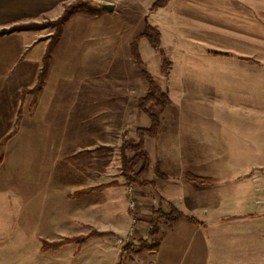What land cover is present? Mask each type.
I'll use <instances>...</instances> for the list:
<instances>
[{"label":"rangeland","instance_id":"374dc122","mask_svg":"<svg viewBox=\"0 0 264 264\" xmlns=\"http://www.w3.org/2000/svg\"><path fill=\"white\" fill-rule=\"evenodd\" d=\"M155 1L71 0L65 5L86 7L75 15L74 24L70 22L63 38L68 42L55 50L52 76L33 95L28 110L33 120L39 122L38 142L34 145L39 169L35 178L40 180L39 208L38 205L33 208L32 190H25L23 223L18 224L16 194L28 178L9 173L0 176V264H33L34 260L38 264H114L121 247L135 239L138 219L133 223L132 218L138 214L139 200L147 196H142L144 187L128 185L121 176L119 151L123 143L136 141V128L149 122L138 109L147 84L130 52V43L142 33L144 21L158 30L160 48L169 61L164 75L158 53L145 39L139 41L146 70L163 90L167 92L169 81L175 90L182 85L190 89L189 82L180 78L195 72L202 78L199 84L217 86V94L222 93L230 106L243 109L256 106L263 117L264 131V0H202L199 12L195 13V33L191 32L193 17L176 12L175 0L151 12ZM105 2L113 5L112 12L98 7ZM58 18L45 20L32 29L47 28L49 44ZM181 28L184 31L180 32ZM224 74L228 75L220 80ZM169 95L174 105L183 98L181 89ZM261 146L262 158L248 163L257 168L258 181L264 189V136ZM23 147L28 149V156L31 150ZM12 167L13 162H7L4 169L9 172ZM111 182H116L126 199L131 224L124 234L112 238L111 252L100 258L92 254L97 244L88 241L67 247L66 253L55 252L54 257L42 251L38 257V246L41 248L38 238L61 237L46 224L35 225L38 218L59 216L65 211L61 207H46L50 188L56 192L50 196L62 204L61 196L69 190ZM129 187L135 194L136 206L132 211L128 203ZM262 196L264 203V191ZM86 200L87 207L95 206L96 197L88 196ZM71 202L70 208L65 209L66 213L74 214L79 207ZM212 232L208 264H264V204L254 217L225 218L212 226ZM101 236L93 235L92 240ZM21 250L26 256L18 254ZM135 261L143 264L140 259Z\"/></svg>","mask_w":264,"mask_h":264},{"label":"crops","instance_id":"0c3cea01","mask_svg":"<svg viewBox=\"0 0 264 264\" xmlns=\"http://www.w3.org/2000/svg\"><path fill=\"white\" fill-rule=\"evenodd\" d=\"M175 1L176 12L193 17L191 32L195 33V13L199 12L202 0ZM70 2L71 0H0V30L54 20L62 15L64 6ZM81 10L71 12L62 22L59 37L49 51L47 72L41 89L47 78L52 76L51 66L56 48L68 42L63 40L64 33H67L70 22L74 24L73 18ZM48 38L47 28L15 30L0 35V176L9 173L18 177L25 175L28 178L26 184L22 183L18 187L16 194L20 214L16 219L21 225L25 190H32V199H28L32 200L33 208L36 209L39 202L37 186L40 183L39 178H35L39 176V169L36 168L34 151V145L38 142L36 135L39 122L28 114L33 93L23 91L31 90L37 82ZM226 75L228 74L220 77V80H224L222 78ZM201 79L195 72L183 74L180 80L189 82L191 88L182 85L176 90L169 81L167 93L170 104L157 113V135L145 141V150L150 157V170L143 179L149 185L143 188L145 194L142 196L147 198L139 200L136 214L137 235L131 242L146 239L150 212L154 209L167 211L170 204L183 217L172 227H159V245L156 250L137 252L126 264H135L136 259H140L143 264H208L212 226L220 224L228 217H254L263 208L261 197L264 189L258 181L260 173L253 164L248 163L262 158L259 155L264 136L261 111L258 112L256 106L245 109L230 106L225 102L226 98L222 93L217 94V86L201 85ZM179 89L183 98L179 104L174 105L169 93H177ZM238 102L236 101L239 105ZM149 125L145 121L142 128ZM23 145L31 150L28 156V149ZM7 162H13L9 172L4 169ZM103 184L105 183L96 186L84 185L69 190L70 197L66 193L61 196L62 204H57L55 197L50 196L56 194L55 188H50L46 207H61L65 211L62 215L49 214L41 220L38 218L37 223L35 221V225L46 224L61 234L59 239H43L56 242L96 232L102 236L96 240H92V236L88 240L98 246L92 254L101 258L108 251L111 252L109 245L112 238L124 234L131 225L123 193L115 185L84 195H74L80 190ZM51 186L50 183L49 187ZM88 196L96 197L95 206L87 207ZM71 201L79 207L74 214L71 211L66 213L65 209L70 208ZM187 218L202 226H195ZM88 225L95 231H89ZM72 245L75 244L42 253L54 257L55 252L66 253L67 247ZM38 251L39 257V246ZM18 254L21 257L26 256L23 250ZM118 260L117 255L114 264ZM37 262L34 260L33 264H38Z\"/></svg>","mask_w":264,"mask_h":264},{"label":"trees","instance_id":"16d2710c","mask_svg":"<svg viewBox=\"0 0 264 264\" xmlns=\"http://www.w3.org/2000/svg\"><path fill=\"white\" fill-rule=\"evenodd\" d=\"M168 1L169 0H156L152 4L150 11L153 12L158 8L165 6ZM85 7L86 6L82 4H72L70 6H64V11L62 15L56 21V32L51 38L47 50L45 52L42 69L39 73L37 83L31 90L23 91V93L30 92L35 95L41 89L47 72L49 51L54 42L59 37L61 23L68 17L71 12L81 10ZM37 27L38 24L34 23L12 26L8 29L0 30V35L11 33L15 30L32 29ZM141 39H145L150 48L156 53H158L161 59V71L164 75H167L165 71V66L168 65L169 61H167L164 52L160 48V34L158 30L155 27L149 25L146 21H144V28L142 33L139 37H136L130 43V52L135 64L140 69L141 75L143 76L147 84V90L145 92V95L139 100L138 109L142 114H144L148 118L150 125L147 128H136L134 132L136 141L131 143H123L120 147L119 157L121 176L124 180H126V183L128 185L132 184L138 187H145L148 186L149 183L144 181L143 178L150 170V157L147 151L145 150V141L146 139L153 138L157 135V131L159 128V119L157 113L162 111L165 107L170 104V99L168 93L158 85L156 80H154V78L146 70L138 48V44ZM129 154H131V156H129ZM191 179L196 180L198 178L191 177ZM115 185H117L116 182H111L97 187L80 190L74 195H84L94 191H100L102 189ZM181 217H183V215L174 206L170 204H168L167 211H163L160 208L152 210L150 212V222L146 234V239L138 240L136 244L132 242L125 243L120 249V255L117 264H126L127 262L132 260L133 255L137 252H147L156 250L159 245V240L157 238L159 227L161 225L172 227L177 223V221ZM187 219L197 227L202 226L197 221H194L191 218ZM93 235L100 234L92 232L85 236L66 238L64 240L56 242H47L45 240H40L41 251H55L69 244L81 246L86 243Z\"/></svg>","mask_w":264,"mask_h":264},{"label":"built area","instance_id":"2783aa9c","mask_svg":"<svg viewBox=\"0 0 264 264\" xmlns=\"http://www.w3.org/2000/svg\"><path fill=\"white\" fill-rule=\"evenodd\" d=\"M133 192H134L133 189L131 187H129V189H128V196H129L128 203H129V209L131 211L134 210L135 206H136V204H135V194ZM136 220H137V217L133 215L132 222L134 223ZM148 264H152V263H148Z\"/></svg>","mask_w":264,"mask_h":264},{"label":"water","instance_id":"95a60500","mask_svg":"<svg viewBox=\"0 0 264 264\" xmlns=\"http://www.w3.org/2000/svg\"><path fill=\"white\" fill-rule=\"evenodd\" d=\"M98 7H99L101 10H103V11H105V12H108V13H110V12L113 11V5H112V4L100 3V4H98Z\"/></svg>","mask_w":264,"mask_h":264}]
</instances>
